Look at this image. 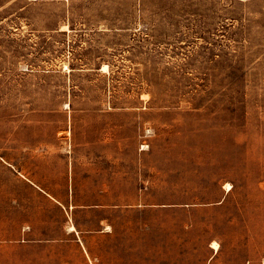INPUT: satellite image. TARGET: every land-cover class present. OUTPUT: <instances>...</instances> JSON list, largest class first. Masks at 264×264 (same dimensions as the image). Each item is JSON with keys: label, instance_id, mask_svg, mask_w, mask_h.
Returning a JSON list of instances; mask_svg holds the SVG:
<instances>
[{"label": "rangeland", "instance_id": "374dc122", "mask_svg": "<svg viewBox=\"0 0 264 264\" xmlns=\"http://www.w3.org/2000/svg\"><path fill=\"white\" fill-rule=\"evenodd\" d=\"M0 264H264V0H0Z\"/></svg>", "mask_w": 264, "mask_h": 264}, {"label": "bare ground", "instance_id": "6f19581e", "mask_svg": "<svg viewBox=\"0 0 264 264\" xmlns=\"http://www.w3.org/2000/svg\"><path fill=\"white\" fill-rule=\"evenodd\" d=\"M226 187H227L228 190H229V189H231L232 186H231V184L228 183V184L226 185ZM72 229H73V228H72ZM212 247H213L215 250H218V249H219V243H218V242H213V243H212Z\"/></svg>", "mask_w": 264, "mask_h": 264}]
</instances>
